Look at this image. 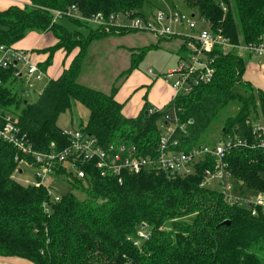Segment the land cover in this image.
<instances>
[{"label":"trees","instance_id":"obj_1","mask_svg":"<svg viewBox=\"0 0 264 264\" xmlns=\"http://www.w3.org/2000/svg\"><path fill=\"white\" fill-rule=\"evenodd\" d=\"M185 2L210 28H221L234 42H255L264 36V0ZM145 4L147 0H30L23 8L0 10V45H14L31 31L50 32L57 39L43 50L49 55L40 66L50 65L59 49L67 54L78 49L69 66L48 81L35 101L19 97L15 67L3 70L0 113H15L32 147L46 151L52 142L59 148L69 144L59 120L76 100L90 110L81 130L103 143L136 146L146 155L155 152L164 117L174 108L183 126L176 132L183 150L228 138L246 140V146L234 148L226 158L241 189L235 190L264 192V151L254 145L250 131L252 121H264V91L244 79L245 55L218 52L216 73L210 82L189 94H179L156 111H150L153 106L146 101L136 117L123 114L116 88L105 94L77 81L89 44L113 32L68 18L90 27V36L82 38L79 31H71L61 22L52 23L54 11L76 5L84 16L126 11L143 14ZM170 38H160L153 47ZM143 54L144 49L131 54L125 76L139 66ZM233 102L238 103L236 113L224 120L220 139L211 142L209 130L223 119L222 113ZM16 155L12 145L0 140V257L25 259L30 264H264L258 254L264 251V214L259 211L253 215L247 205L227 203L216 184L202 185L203 171L210 162L199 163L196 172L187 176L124 173L121 182L90 166L79 165L87 169L84 179L60 168L57 174L70 188L61 190L60 201L45 207L48 194L43 186L23 185L14 179L19 170ZM226 220L230 224H222ZM142 230L147 239L139 237ZM136 239H140L139 245L134 243Z\"/></svg>","mask_w":264,"mask_h":264},{"label":"built area","instance_id":"obj_2","mask_svg":"<svg viewBox=\"0 0 264 264\" xmlns=\"http://www.w3.org/2000/svg\"><path fill=\"white\" fill-rule=\"evenodd\" d=\"M64 18L81 20L92 28L100 30L120 29L151 33L158 38L177 37L181 40V50L176 69L169 70L167 78L171 79L174 90L173 98L179 94H189L202 83L210 82L215 73V58L218 52L227 54L237 52L261 59L264 66V36L255 42H234L221 28H210L206 19L195 14L187 16L177 9L172 12L156 10L152 15L136 14L132 11L116 14L94 13L84 16L76 5L65 10H55L52 23ZM179 47V48H180ZM217 51V52H216ZM15 67L14 76L33 87L42 79L43 71L32 60L31 52L14 45H0V86L3 84L1 72ZM156 111L155 109H152ZM151 110V111H152ZM165 122L155 152L143 155L136 146L101 142L97 137L75 128H63L62 135L69 144L59 148L52 142L48 150L37 151L22 133L18 116L12 112L0 113V140L12 145L16 150L15 157L22 173L21 165L33 167L35 186H43L48 194L44 206L57 203L62 192L56 181L63 179L57 170L66 168L73 176L84 179L90 166L100 170L103 176H116L122 181L124 173L164 172L169 177L187 176L196 172L201 163L211 164L203 171V185L216 184L227 203L247 205L253 215L259 211L264 214V192L240 193L234 190V180L226 158L234 148L246 146L248 142L241 138L219 140L214 144H198L183 150L180 139L176 136L179 124L176 109L165 115ZM251 134L254 145L264 151V121L251 122ZM98 143L99 145H96ZM30 157L32 160H28ZM212 161V162H211ZM80 165V166H79ZM139 237L148 238L145 231H139ZM140 239L135 240L139 245Z\"/></svg>","mask_w":264,"mask_h":264},{"label":"rangeland","instance_id":"obj_3","mask_svg":"<svg viewBox=\"0 0 264 264\" xmlns=\"http://www.w3.org/2000/svg\"><path fill=\"white\" fill-rule=\"evenodd\" d=\"M175 9H177L178 11H180L181 13L187 16H191L193 12V9L187 6L185 0H147V4H145V7H143L144 10L143 14L152 15L156 10H163L164 12L169 13L174 11ZM67 19L68 18H66L65 20V25L69 30L79 31L83 35L82 38L90 36L91 34L90 25H89L90 27H87L84 25H80L78 23L71 22L70 20ZM57 22L60 23V20ZM108 32H113V33H109L107 36L102 38H98L96 36L97 38H95L89 44L87 52L83 58V62H82L83 66L81 70V72L83 71V75L84 77H86L85 78L86 80L84 79V77L80 79L79 78L80 75H78L77 81L78 82L82 81L83 83L85 82L87 84H90L89 87L99 90L105 94H109L111 92L107 93L108 92L107 90L106 91L103 90H105L108 86L112 85L113 82H115V80H118L116 85H120L123 82H125L127 80V77L133 72L132 71L126 76L124 74L125 72L124 70H126L129 67L131 54L132 53L139 54V51L141 49H144L143 58L137 69L140 70L141 73L147 75V77L151 79L153 83H155V85H153L155 86V91L157 92L158 95H161L162 89L165 88V86H163L164 85L163 83H167L171 85V79L167 78V73L169 70L176 69L178 66L179 53L176 50H177V44L178 43L181 44V42L178 41L177 38L173 37L167 40V42L166 40L162 41L160 43V46L153 47L154 44L158 42L153 35L139 31H129V33L124 34L122 33L124 32V30H119V29L116 30L111 29ZM46 33L50 34V32H46ZM50 37H54V36L50 34ZM113 37H117L116 40L114 39L110 41L111 39H113ZM55 40H56L55 41L56 44L57 39ZM171 40H176V42L171 45H168L169 44L168 41ZM77 50H78L77 48L74 49L72 52L68 53V55H72L74 58V56L77 53ZM61 51L66 52V50L64 49H61ZM56 61H58V55H56L55 62ZM60 63L62 64V60L60 61ZM41 67L42 69H44V71H46L47 66L43 65ZM120 71H124V72L120 77L116 76V74H118V72ZM151 72H153V74H151ZM95 78H97L96 80H98V82L95 81V85H93L94 83L93 79ZM41 83L43 84L44 81H42ZM15 89L19 97L21 98L25 97L29 100L36 98L37 94L30 93L32 87H30L28 83L25 82V77L17 82V84L15 85ZM238 89L244 94L248 93L241 87H238ZM138 90L139 87H137L135 90L134 88L132 89L131 87L130 90L131 94L128 97H126L125 100L129 102L136 100L139 96V92H137ZM12 109H15V107H12ZM237 109H238V103L233 102L232 105H230L224 111V113H222L223 119H219L217 123L212 127V129L209 130L210 133L208 135L209 138L208 140L213 142L220 139L221 136L220 130L222 129L224 120L228 116L235 114ZM258 112H259L258 115H260L259 118H261V113L260 111ZM89 116H90V110L86 106L82 105L80 102L73 100L72 109L63 113L60 116L59 125L62 126L63 128H68V127L79 128L81 125H86ZM258 120L262 121V118ZM21 168H23V172L21 173L20 170L15 172L13 175L14 179L18 180L23 185L34 184L33 167H29L27 165L22 164ZM203 183L204 180L201 182V184L203 185ZM56 184L58 185L60 190L63 191H68L70 188V186L65 182L64 178L58 179L56 181ZM236 184L237 182H235L234 180V187L238 188ZM238 191H241V189L238 188ZM243 191L244 192L242 193L249 192L247 191L246 188H244ZM74 192L80 198L85 197L83 193H80L78 191H74ZM258 254L264 260V251ZM0 264H30V263L28 261H25V259L16 260V259H9L6 257H0Z\"/></svg>","mask_w":264,"mask_h":264},{"label":"crops","instance_id":"obj_4","mask_svg":"<svg viewBox=\"0 0 264 264\" xmlns=\"http://www.w3.org/2000/svg\"><path fill=\"white\" fill-rule=\"evenodd\" d=\"M28 5H30V0H0V10H5L11 6H19L23 8ZM143 13H144V10H143ZM192 14L194 13L192 12ZM60 22L65 25V19H63V21L60 20ZM147 34L153 35L151 33H147ZM153 36L155 37L157 41L160 39L156 35H153ZM116 38L117 37H113V39H111L110 41L114 39L116 40ZM177 40L181 42V40L179 39ZM55 41H56L55 38L50 37V34H47L46 32L31 31L22 40L14 44V46L17 48L30 51L32 60L43 71L42 79L39 82H37L30 91V93L32 94H37L36 98L30 99L31 101L32 100L35 101L39 97V95L41 94V91L47 85L50 78H53V79L58 78L61 75V72L64 70V68L68 67L71 61L73 60L72 55H68L65 51L62 52L61 49H59L54 53L52 62L50 65L47 66L46 71H44V69L41 68L40 64H42L49 55L48 52H44L43 50L51 45H54ZM168 42H169L168 45H171L175 43L176 40H171ZM179 46L180 44L178 43L177 50H176L178 51V53H179ZM56 55H58V61L55 62ZM246 57H248V60H247L248 63H247V68H246V72L244 75V79L251 82V84L254 87L264 91V66H262L261 64V59L257 57H252L251 55H246ZM61 60H62V64L60 63ZM130 64H131V59H130ZM130 64H129V67H130ZM124 71L118 72L116 76L120 77ZM151 74H153V72H151ZM83 77L84 75L82 71L79 78L82 79ZM85 78L86 77H84V79ZM96 79L97 78L93 79L94 81L93 85H95V81L98 82V80ZM42 81H44L43 84L41 83ZM117 81L118 80H115V82H113L112 85L108 86L103 91L107 90L108 91L107 93H109V92H112L114 88H116L115 97L120 103L123 104L122 112L127 117H136L142 111L146 100L153 107L161 108V107L168 106L173 98L174 90L170 84L163 83L164 84L163 86H165V88L162 89L161 95H158L157 92L155 91V86H153L155 85V83H153V81L149 79L147 75H145L144 73H141V71L138 70L137 68L133 70V72L127 77V80L123 82L122 84L116 85ZM80 83L87 87L90 86V84H87L85 82L83 83L82 81ZM131 87L132 89L134 88V90L137 87H139V90L137 92H139L140 97L138 96L136 100L129 102L125 99L131 94L130 93ZM258 121H261V120H258Z\"/></svg>","mask_w":264,"mask_h":264},{"label":"bare ground","instance_id":"obj_5","mask_svg":"<svg viewBox=\"0 0 264 264\" xmlns=\"http://www.w3.org/2000/svg\"><path fill=\"white\" fill-rule=\"evenodd\" d=\"M41 92H42V91H41ZM173 99H174V98H172V100H173ZM172 100H171V101H172ZM162 108H163V107H161V108L153 107L152 109H155V110H156V109H162ZM152 109H150V111H151ZM173 110H174V108H173ZM148 113H149V111H148ZM95 144H96V145H99L98 143H95Z\"/></svg>","mask_w":264,"mask_h":264},{"label":"water","instance_id":"obj_6","mask_svg":"<svg viewBox=\"0 0 264 264\" xmlns=\"http://www.w3.org/2000/svg\"><path fill=\"white\" fill-rule=\"evenodd\" d=\"M145 113H148V110H146ZM222 224H230V221L229 220H226Z\"/></svg>","mask_w":264,"mask_h":264}]
</instances>
